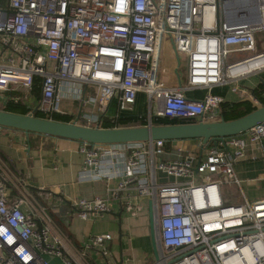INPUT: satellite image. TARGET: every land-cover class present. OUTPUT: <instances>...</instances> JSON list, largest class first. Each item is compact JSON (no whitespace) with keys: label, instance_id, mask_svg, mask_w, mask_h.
I'll use <instances>...</instances> for the list:
<instances>
[{"label":"built area","instance_id":"1","mask_svg":"<svg viewBox=\"0 0 264 264\" xmlns=\"http://www.w3.org/2000/svg\"><path fill=\"white\" fill-rule=\"evenodd\" d=\"M230 3L238 4L233 17ZM161 56L174 74L184 63V79L166 84ZM263 69L264 0H0V104L4 92L19 91L33 101L22 100L31 116L58 114L99 127L111 100L115 111L107 118L115 119L140 92L144 124H154L155 117L217 120L219 96L207 92L192 101L183 92L228 85L258 106L236 81ZM63 99L76 101L78 111L61 109ZM184 140L168 148L162 139L79 141L77 179L116 184L106 196L67 200L71 214L86 219L109 213V198L132 190L151 202L157 237V259L146 248L149 258L141 264H264V197L248 198L233 168L248 150L264 159V121L204 143ZM23 185L0 157V264H48L46 257L76 264L82 251ZM120 206L130 217L140 209L128 199ZM111 238L94 234L83 247L106 256ZM122 258L134 263L138 254Z\"/></svg>","mask_w":264,"mask_h":264},{"label":"crops","instance_id":"2","mask_svg":"<svg viewBox=\"0 0 264 264\" xmlns=\"http://www.w3.org/2000/svg\"><path fill=\"white\" fill-rule=\"evenodd\" d=\"M171 61L174 62V59ZM169 66L171 65L168 64L164 70L171 74L165 78L166 84L170 85L176 83L177 76L179 77L178 71L180 69L185 70L182 64V67H178L174 74V67ZM236 84L249 93L253 94V90H255V92L260 93V97H264V69L255 75H247L239 79ZM207 92L219 96L221 102L246 101L255 107V104L251 103L247 96L232 92L228 85L212 86L209 90L195 88L185 90L183 94L189 100L198 101ZM256 98L259 101L258 97ZM22 100L26 104L33 102L27 103L24 99ZM114 111V100H111L106 110V118L112 116ZM145 111L144 94L138 92L131 109L120 112L119 117L130 118L133 123H139L142 121ZM180 121V123L194 122L189 119ZM193 142L192 139L183 143L192 145ZM78 144L79 141L77 140L37 133H28L26 137L21 130L0 127L2 159L26 188L29 186L40 190L38 193L42 196L43 205L47 206V201L54 200L56 195L63 200L65 198L106 196L108 190L115 186L116 180L114 179L95 181L77 179V171L81 163V156L77 152ZM233 168L237 178L241 180L242 190L245 194H249L248 198L264 197V159L259 153L255 152L254 156L250 157V150H248L246 157L236 162ZM123 199L140 205L136 217H130L123 212L120 206ZM57 204L60 203L57 202ZM109 205V213L101 216H89L86 219L72 215L71 209H69L68 221L65 222V226L80 247L78 251H82V255L80 253L79 256L74 257L76 264H141L143 262L142 257L148 259L145 250L150 241L147 218L148 201L136 196L134 191L126 190V192L119 191L118 196L116 195L114 198H109ZM58 219L62 220L60 217ZM100 233L112 234L111 240L106 244L108 250L106 256H101L93 248L84 249L83 247L89 236ZM132 250L136 251L138 259L134 263L123 261V254L128 255ZM85 256L91 263L85 260ZM46 260L48 264H62L57 257H46Z\"/></svg>","mask_w":264,"mask_h":264},{"label":"water","instance_id":"3","mask_svg":"<svg viewBox=\"0 0 264 264\" xmlns=\"http://www.w3.org/2000/svg\"><path fill=\"white\" fill-rule=\"evenodd\" d=\"M264 121V104L255 106L251 111L231 120L221 116L214 121L169 124H144L136 126L90 127L60 120L20 114L0 109V126L48 136L67 138L90 143H120L132 141L168 140L174 145L179 139L199 138L201 143L208 138L229 136L241 133L252 125ZM150 244L154 259H157L155 230L151 202L147 209ZM173 260H168L167 264ZM160 264V263H159Z\"/></svg>","mask_w":264,"mask_h":264},{"label":"trees","instance_id":"4","mask_svg":"<svg viewBox=\"0 0 264 264\" xmlns=\"http://www.w3.org/2000/svg\"><path fill=\"white\" fill-rule=\"evenodd\" d=\"M34 81H35V86L33 87L32 91L34 93V96L36 97L38 95V88L36 86L38 81H37L36 77H35ZM253 94L255 97H258L260 104H264V97H260L259 96L260 93L255 92V90H253ZM4 95L6 96V99L0 105V109L5 110V111H9V112L20 113V114H25L27 112V108L25 106V103H23L22 99L20 98L21 94L19 91H6V92H4ZM12 96H16V97L19 96V97L17 99H12ZM219 108H220L219 109V116H221L224 120H231V119H235L237 117L244 115L245 113L251 111L254 107H252L246 101H237V102H221L219 104ZM34 115L38 116V117H43V115H41L39 113H34ZM52 119L60 120V121H64V122L69 121V118L67 116L58 115V114L52 115ZM151 121L154 124H169V123H180L181 122L180 120L167 119V118H162V117H155ZM131 124L143 125L144 122L140 121L139 123H133V121L130 118H126V117H118L115 119H110V118L104 117L100 121L99 127L109 128V127H117V126H128ZM170 145H171V142L166 140L165 144H164L165 148H168ZM0 157L1 158L3 157L1 152H0ZM27 189L32 195H34L39 200V202L41 204H43V202H42L43 200L40 199V197L38 196V191H40V190L33 188V187H29V186H27ZM49 213L52 217L53 214L50 211H49ZM52 220H53L54 224L56 225V227L58 228V230L61 232V234L65 238H67L77 250H80V247L78 246L77 242L72 238V236L70 235V233L67 230V227L62 223V221H60L57 217H55L54 219L52 218ZM85 260L88 263H91V261L87 258V256H85Z\"/></svg>","mask_w":264,"mask_h":264},{"label":"rangeland","instance_id":"5","mask_svg":"<svg viewBox=\"0 0 264 264\" xmlns=\"http://www.w3.org/2000/svg\"><path fill=\"white\" fill-rule=\"evenodd\" d=\"M238 7V4H228L227 5V8H229L230 9V13H229V17H233L234 15V13L232 12V10L234 9V7ZM259 36H260V34H259ZM166 49V48H165ZM165 49H162L163 51H162V54L165 52ZM169 49H170V47H169ZM167 50H168V48H167ZM169 52V51H168ZM170 53V52H169ZM244 53H240V54H233V55H231V56H229V59L230 58H235V57H237V56H242ZM172 56V55H171ZM174 60H175V58L174 57H172ZM165 61V62H164ZM168 63V57H167V60L164 58V60H163V58H162V56H161V61H160V64L163 66L164 65V67L166 68L167 67V64ZM181 64V65H180ZM179 64V68H181L182 67V63H180ZM184 64V63H183ZM169 67H171V66H169ZM161 72L159 71V74H160ZM178 73H179V77L180 78H182V79H184V77H185V74H184V71L182 70V69H180L179 71H178ZM168 75H171L170 73H168V72H166V70H164V72L162 73V77H163V79L166 81V76H168ZM60 108L61 109H63V110H70V112L71 113H73V114H75L77 111H78V108H79V105H78V103L76 102V101H72V100H66V99H63V100H61L60 101ZM128 126H136V125H133V124H131V125H128ZM193 139H195V138H193ZM188 140H192V139H188ZM184 142H186V140H184ZM23 187L24 188H26L25 187V185H23ZM228 189H231L232 191H233V188L230 186V187H228ZM246 195L248 196L249 194H247L246 193ZM70 199H72V198H65V200H63L62 198H60L59 196H55L54 197V200H48L47 202V204H48V206L47 207H49V211L54 215H52V218L54 219L55 217H57V218H61L62 220V223L65 225V222H67L68 220H67V216L69 215V209H71L70 207H69V205H68V203H67V200H70ZM237 194H235V196H234V202H236L237 200ZM54 202H56V204H54ZM57 202L58 203H60V204H57ZM157 238V237H156ZM156 238H155V242H156ZM146 248H148V251L152 254V248H151V244H150V241H149V245H148V247H146ZM144 249V248H143ZM143 249H140V251H143ZM146 253H147V251H146ZM140 258H141V256H140ZM147 258H149V255L147 254ZM143 260H145V259H143Z\"/></svg>","mask_w":264,"mask_h":264}]
</instances>
